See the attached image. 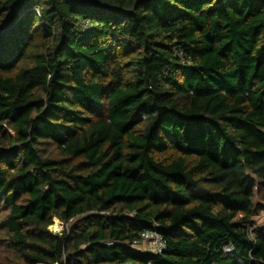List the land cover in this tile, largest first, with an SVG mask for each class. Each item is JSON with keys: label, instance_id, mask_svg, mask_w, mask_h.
<instances>
[{"label": "trees", "instance_id": "1", "mask_svg": "<svg viewBox=\"0 0 264 264\" xmlns=\"http://www.w3.org/2000/svg\"><path fill=\"white\" fill-rule=\"evenodd\" d=\"M258 198L264 0H0V264H264Z\"/></svg>", "mask_w": 264, "mask_h": 264}, {"label": "built area", "instance_id": "2", "mask_svg": "<svg viewBox=\"0 0 264 264\" xmlns=\"http://www.w3.org/2000/svg\"><path fill=\"white\" fill-rule=\"evenodd\" d=\"M141 246H145L148 252L154 254H163L166 250V242L163 237L155 231L145 232L141 236V240L138 244L134 245L137 249Z\"/></svg>", "mask_w": 264, "mask_h": 264}, {"label": "rangeland", "instance_id": "3", "mask_svg": "<svg viewBox=\"0 0 264 264\" xmlns=\"http://www.w3.org/2000/svg\"><path fill=\"white\" fill-rule=\"evenodd\" d=\"M257 202L261 204V207H262V210H263V211H262L261 215L255 219V225H256V227L261 228V227H264V200H262V198H258V199H257ZM56 226H57V227L59 226V228L56 229V228H57ZM64 229H65L64 224H62V223H61L60 221H58V220H55L54 225L50 228V230H51L52 232H54V233H60V232H62ZM142 247H145V246H141V247H139L138 250H139V251H142V252L145 251V250H148L147 248H145V249H144V248L141 249ZM134 249H136V247H135Z\"/></svg>", "mask_w": 264, "mask_h": 264}, {"label": "bare ground", "instance_id": "4", "mask_svg": "<svg viewBox=\"0 0 264 264\" xmlns=\"http://www.w3.org/2000/svg\"><path fill=\"white\" fill-rule=\"evenodd\" d=\"M57 227V226H56ZM59 228V226L56 228V229H58Z\"/></svg>", "mask_w": 264, "mask_h": 264}, {"label": "crops", "instance_id": "5", "mask_svg": "<svg viewBox=\"0 0 264 264\" xmlns=\"http://www.w3.org/2000/svg\"><path fill=\"white\" fill-rule=\"evenodd\" d=\"M144 247H142L141 249H143ZM145 249V248H144ZM146 251V250H145Z\"/></svg>", "mask_w": 264, "mask_h": 264}]
</instances>
